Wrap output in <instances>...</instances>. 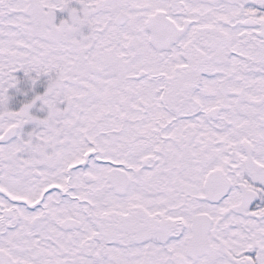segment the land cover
Returning <instances> with one entry per match:
<instances>
[{
  "label": "snow or ice",
  "instance_id": "snow-or-ice-1",
  "mask_svg": "<svg viewBox=\"0 0 264 264\" xmlns=\"http://www.w3.org/2000/svg\"><path fill=\"white\" fill-rule=\"evenodd\" d=\"M0 264H264V0H0Z\"/></svg>",
  "mask_w": 264,
  "mask_h": 264
}]
</instances>
